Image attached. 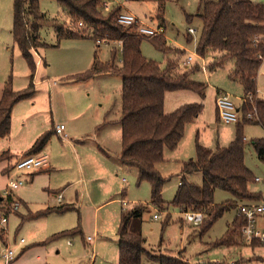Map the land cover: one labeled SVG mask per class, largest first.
Returning <instances> with one entry per match:
<instances>
[{
    "label": "rangeland",
    "instance_id": "rangeland-1",
    "mask_svg": "<svg viewBox=\"0 0 264 264\" xmlns=\"http://www.w3.org/2000/svg\"><path fill=\"white\" fill-rule=\"evenodd\" d=\"M103 1L109 2L108 9L117 6L119 11L130 12L150 26L164 27V33L159 35L173 49L163 53L144 38L140 46L144 57L161 67L168 59L172 60L176 62L177 73L193 64L199 65L189 77L206 84L202 96L186 89L167 91L164 95L165 112L185 103L202 104L199 115L185 126L178 147L166 149L165 160L157 164L160 173L169 178L162 190V198L169 204L182 177L181 164L195 157L196 143L215 148L228 145L234 138L237 122L224 123L218 119L215 98L219 92L226 93L239 107L243 102V87L229 76L234 68L232 58L210 69L209 63L212 58L220 56L219 52H210L203 59L192 53L200 33V20L194 16L191 22H187L186 15L199 13L206 0ZM12 7L13 0H0V97L8 79L16 91L26 88L30 81L28 63L11 34ZM39 7L48 18L72 26L56 0H40ZM189 27L195 29L192 35L187 33ZM40 36L48 46L33 50L36 63L32 78L34 93L14 104L10 133L0 138V153L9 151L4 155L7 159L0 160V196L10 178L26 180L19 188L10 191V199L20 204L18 209H12L9 199L0 201V215L7 216V222L0 225L5 230V243H0V264H5L1 255L6 246L13 248L15 254L8 264H117L116 230L120 210L138 203L147 204L142 213L141 233L145 248L151 253H182L189 260L186 264H264V247L250 246L234 225L235 218H240L238 203L255 199L234 200L228 192L216 189L213 203L228 204L229 207L211 224H208L209 216L203 213V222L194 226L184 221L177 207L169 205L167 209H159L152 205L150 184L145 180L137 181L134 167L113 162L121 150V128L117 122L104 123L109 119L116 120L120 115L121 77L110 72L98 73L86 81H75L71 77L86 71L95 57L103 62L109 60L114 42L104 40L96 47L95 40L90 37L58 41L50 25L40 30ZM115 48V59L119 64L121 49L119 46ZM189 54L195 61L184 67L182 61ZM203 62L204 69L201 68ZM256 87L257 96L264 98V60L257 73ZM255 97L253 95L250 100ZM240 116L238 112L239 120ZM56 124H64L66 139L53 131ZM50 131L47 144L39 152L40 155L46 154L50 169L42 173L35 167L27 169L23 163L34 156L23 151L29 149L39 135ZM242 135L244 162L254 176L249 190L259 194L255 201L264 202V160L257 157L252 145V139L264 138V129L256 123H244ZM15 165L19 166L16 172L4 173ZM33 173L36 175L32 180ZM187 178L200 184L202 174L195 172L188 174ZM67 183L70 184L64 189ZM59 195L60 202L57 200ZM60 204L70 208L28 217L30 213ZM98 205L101 206L97 209ZM153 214L158 218H153ZM77 226L80 233L70 231L52 237ZM229 233L231 241L220 242ZM141 264L159 263L143 254Z\"/></svg>",
    "mask_w": 264,
    "mask_h": 264
},
{
    "label": "trees",
    "instance_id": "trees-1",
    "mask_svg": "<svg viewBox=\"0 0 264 264\" xmlns=\"http://www.w3.org/2000/svg\"><path fill=\"white\" fill-rule=\"evenodd\" d=\"M40 0H13V24L11 34L23 58L30 68V81L23 90H14L11 80L4 82L0 97V138L6 137L11 129V111L15 103L34 93L32 81L36 63L33 50L47 47L42 41L40 30L52 26L56 39L90 37L117 41L120 43L121 61L115 59L116 48L111 49V58L107 61L94 62L83 73L73 75L75 81H86L98 73H115L121 77V110L117 123L121 128V150L118 162L137 170V181L150 184V203L159 209L169 205L183 210H200L209 216L211 224L229 207L228 204H214L213 193L216 189L228 192L234 200L259 199V194L249 190L253 173L244 162V123H256L264 129V98L257 96L256 75L264 60V1L253 0H206L201 4V11L195 15H186L187 22L194 16L200 20V33L196 43V53L205 57L210 52H219L220 56L209 63L214 69L224 60L232 58L234 68L230 78L238 80L243 87V102L238 107L241 120H237L235 136L226 146L209 148L199 143L195 145V157L181 164L182 177L172 200L167 204L162 198V190L168 177L163 176L157 164L163 162L166 149L178 147L185 126L195 120L202 110L201 103H185L171 112L163 109L164 95L167 91L193 90L201 96L206 84L192 80L189 76L197 71L199 65L193 64L182 72H175L177 65L167 60L161 67L155 61L147 59L141 52V42L148 38L153 46L169 53L171 47L160 35H138L133 28L123 26L116 21L119 7L105 10L103 0H56L66 12L68 22L50 19L41 11ZM158 15H162L159 13ZM79 23H81L79 25ZM90 30V31H89ZM190 35V34H188ZM190 41L191 37L188 36ZM99 44L96 43V47ZM178 49V48H176ZM181 53L183 50L180 51ZM256 95L250 102L249 97ZM251 113L248 118L247 114ZM218 114V112H217ZM241 121V122H240ZM55 131V127L54 130ZM50 132L39 135L25 151L27 155L39 153L47 144ZM257 157L264 160V138L252 139ZM5 150L0 153V160H5ZM9 157V155H8ZM201 172V183L187 178L188 174ZM10 200V198H9ZM69 205L60 204L36 213L34 218L52 211H64ZM147 204L138 203L129 208H121L116 230L117 264H141V257L146 254L159 264H186L179 256L154 254L145 248V238L141 233L142 213ZM169 214H167V220ZM242 220L236 217L234 225L239 228ZM80 233L79 226L54 234ZM4 228H0V243H5ZM231 241L229 233L220 242Z\"/></svg>",
    "mask_w": 264,
    "mask_h": 264
},
{
    "label": "built area",
    "instance_id": "built-area-1",
    "mask_svg": "<svg viewBox=\"0 0 264 264\" xmlns=\"http://www.w3.org/2000/svg\"><path fill=\"white\" fill-rule=\"evenodd\" d=\"M103 7L105 9L109 8V2L103 1ZM117 23L133 28L138 35L142 36H155L164 33V27L158 26L153 27L142 20H139L136 16L131 14L130 12H121L119 11L116 15ZM81 23H79L80 25ZM187 33L192 35L195 33V29L193 27H189L187 29ZM105 39H98L96 43L100 44L104 42ZM198 58L203 59V57L199 56L196 53V50L192 52ZM194 59L192 54L187 55V57L182 61L184 67H188L194 63ZM204 62L201 65V68L204 69ZM251 97H249L250 99ZM243 100V99H242ZM250 102H252L250 100ZM216 108L218 112V116L220 120L224 123H232L238 120V112L239 108L235 106L233 101L230 99L229 95L226 93L219 92L215 98ZM247 117H251V113L247 114ZM64 124H56L55 125V133L60 135V137L65 138L66 134L64 132ZM34 157L28 158L23 166L27 169L31 167L38 168L39 166H43L47 163L46 155H33ZM258 179V178H256ZM24 179H9L6 185V188L3 190L0 201L2 198L9 199L11 197V190H15L24 184ZM60 199V195L58 196V200ZM12 205V209L16 210L19 207L18 201L9 200ZM183 214V219L187 223H190L194 226H198L203 222L204 214L200 210H183L181 211ZM237 213L242 220V224L239 227V233L246 243H258L264 246V202L255 201V200H246L241 201L237 205ZM153 218H158L157 214H153ZM5 222H7L6 215H0V225L2 226ZM2 228V227H1ZM88 240L91 239L90 236L87 237ZM22 242L23 239H20ZM14 250L13 248L6 246L1 257L4 260L5 264H8L14 258Z\"/></svg>",
    "mask_w": 264,
    "mask_h": 264
},
{
    "label": "crops",
    "instance_id": "crops-1",
    "mask_svg": "<svg viewBox=\"0 0 264 264\" xmlns=\"http://www.w3.org/2000/svg\"><path fill=\"white\" fill-rule=\"evenodd\" d=\"M114 42V45H115V47L116 46H119V48H120V43L119 42H117V41H113ZM218 57V56H217ZM217 57H214V58H212V61H213V59H216ZM97 60H99V59H97ZM100 61V60H99ZM211 61V62H212ZM210 62V63H211ZM256 77H257V75H256ZM257 94H259V91H258V89H257ZM217 110V109H216ZM199 115V114H198ZM197 115V116H198ZM218 119L220 120V118H219V116H218ZM117 120V119H116ZM116 120L115 119H109V121L107 120V121H105V125H111V124H113V122H116ZM191 124V123H190ZM205 124V123H204ZM102 126H104V125H101V127ZM65 129H66V127L64 128V132H65ZM54 130V129H53ZM55 132V131H54ZM65 134H66V137H65V139L67 138V133L65 132ZM61 138H63V137H61ZM80 142H83V140L82 141H80ZM204 146V145H203ZM26 151V150H25ZM25 151H23V153H25ZM106 154V153H105ZM35 155H40V153H37V154H35ZM44 155H46V154H44ZM47 158V157H46ZM188 159H193V158H188ZM187 159V160H188ZM47 160V159H46ZM113 162L114 163H116V165L117 164H120L119 162H118V159H117V156L115 157V158H113ZM49 162L47 161V163L45 164V165H43V166H39L38 168H37V171L38 170H41V171H39V172H41L42 173V171L44 172V171H47L48 169H50L49 168ZM19 166L17 165H15V167H13V169H10L8 172H4V173H6V174H8L9 172H16L17 171V168H18ZM45 167V168H44ZM38 173V172H37ZM36 175V173H33L32 175H31V179L33 180L34 179V176ZM178 183H179V180H178ZM70 183H67L66 185H64L63 187H64V189H66L67 187H68V185H69ZM57 200H58V198H57ZM59 202L61 201L60 199L58 200ZM122 202H124V199H123V201ZM101 205H103V204H101ZM101 205H98L96 208L98 209ZM91 240V239H90ZM116 240H117V237H116ZM250 246H252V247H254V246H262V247H264L263 245H261V244H258V243H251L250 244ZM148 250V249H147ZM151 252V251H150ZM164 254H168V253H164ZM169 255H173V256H179V257H181L182 258V260L184 261V262H186V263H188L189 262V260L187 259V258H185V256L182 254V253H173V254H169Z\"/></svg>",
    "mask_w": 264,
    "mask_h": 264
}]
</instances>
